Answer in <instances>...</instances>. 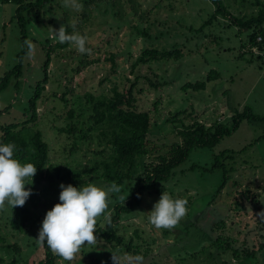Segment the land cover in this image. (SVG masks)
Masks as SVG:
<instances>
[{
  "label": "rangeland",
  "instance_id": "obj_1",
  "mask_svg": "<svg viewBox=\"0 0 264 264\" xmlns=\"http://www.w3.org/2000/svg\"><path fill=\"white\" fill-rule=\"evenodd\" d=\"M221 1L239 18L257 15L264 7V0ZM78 2L83 5L80 11L63 7L62 0H53L37 12L25 13L29 19L27 39L35 45V54L25 56L20 78L12 77L0 92V125L28 119L29 100L35 94L37 82L44 78V65L51 52L48 81L38 101V119L29 126L31 131L43 132L50 145L51 164L69 174L64 179L52 172L38 184L33 179L35 187L28 198L32 218L23 232L13 230L6 219H0V236L6 237L3 244H17L21 250L19 254L2 248L0 242V256L8 264L15 256L21 263L30 264L45 257L44 246L36 238L46 212L59 202L61 183L79 187L92 182L106 187L115 181L122 188L120 194L129 193L125 202L136 187L135 180L120 183L113 176L103 177V162L109 160L113 148L104 136H98L100 128L87 129L93 122L87 94L109 98L116 88L123 91L137 80V105L152 113V151L138 158V174L143 172L145 161L157 159L171 143L179 142L177 134L183 125H231L232 116L245 106L264 116V43L250 48L251 30L232 23L226 16L214 17L216 7L212 0ZM17 7L12 1L0 0V83L19 63L24 46ZM71 22L76 23L78 32L87 35L91 55L80 54L70 45L56 47L57 42L49 37V26L58 29ZM146 48H180L182 57L151 60L133 68ZM99 57V61H93ZM211 71L217 78L207 81ZM149 80L157 86L153 87ZM199 81L207 82L205 89L187 87ZM71 109L75 111L73 118L69 115ZM70 123L78 126L75 133L63 131ZM82 131L88 136L79 137ZM263 134L264 123L243 120L236 131L215 147H195L169 180L161 183L165 186L163 191L173 198L187 200L186 216L172 230L156 229L147 216L161 194L155 190L146 192L142 203L119 221V232L126 245L132 240L134 245L143 246V251L149 246L151 251L144 264H150L154 257L159 259L167 250L166 244L177 251L173 250L174 255H168L160 264H264V251L260 248L264 242V220L256 217L264 211ZM224 150L235 151L234 160L225 161L226 168L232 169L230 178L216 192L224 180L223 169L206 171L199 167L193 171L190 167L196 164L210 168L215 156ZM117 195L110 196L111 212L120 203ZM193 223L194 228L186 231ZM216 224L217 234L243 250L238 257L233 249L208 248L217 257L200 253L204 246L211 245ZM104 225L103 218H99L96 228ZM246 246L256 250L252 261L244 256ZM195 253L197 256H191ZM126 254L139 255L125 244L113 247L98 240L94 245L82 246L73 261L57 256L55 264H79L82 260L84 264H128Z\"/></svg>",
  "mask_w": 264,
  "mask_h": 264
},
{
  "label": "trees",
  "instance_id": "obj_2",
  "mask_svg": "<svg viewBox=\"0 0 264 264\" xmlns=\"http://www.w3.org/2000/svg\"><path fill=\"white\" fill-rule=\"evenodd\" d=\"M16 3L18 5L16 9V18L20 25L21 39L24 44V40L28 38V22L29 19L25 15L26 12H37L43 8L46 4L53 0H8ZM215 4V14L214 17L218 15L226 16L230 18L232 23L251 30L249 33V46L250 48L256 47L258 44L264 43V7L259 11L257 15H253L249 18H239L233 15L225 6L221 0H212ZM213 17V18H214ZM68 32H71V27L69 24L66 26ZM261 37V40H259ZM69 44H56V47L65 48ZM53 49V48H52ZM27 55V48L24 45L22 51L19 53V63L8 72L0 83V92L4 90L10 83L11 78H20L22 75V67L24 63L25 56ZM114 57V56H113ZM170 57H182V52L180 48H173L171 50H159L154 48H146L142 54L136 59L133 64V68L139 66V64L147 63L151 60H159L162 58ZM97 59V58H95ZM99 61L100 57L97 60ZM113 59V58H112ZM51 61V52L48 53V58L44 65V78L39 80L36 85L35 94L29 100V116L28 119L23 122L10 123L5 125H0V142L4 143H14L16 145L14 156L21 163H33L37 167V173L33 177L35 184L40 183L45 180L48 174L56 172L58 176L62 178H69V174L62 173V170L51 164L50 162V145L44 138V134L40 129L30 130L29 124L35 122L38 119V101L42 96L45 89V85L48 81V65ZM214 73V74H213ZM217 78L215 72L211 71L208 75V80ZM150 84L155 87L157 83L153 80H149ZM18 85V83H17ZM192 87L195 90L205 89L207 82L199 81L196 83H190L187 87ZM137 80L131 82V85L125 87L123 91L116 88L114 94L107 98L106 96H93L92 94H87L88 101L92 103V124L87 128L88 131L94 130V128H100L98 134L104 136L108 143L112 146L113 152L108 161L103 162L105 172L103 177L106 179L110 177H115L120 183L126 180H135L136 187L130 195L127 202L122 205L118 203L111 216V224L108 225L105 222L104 226H98L96 232L98 240H104L110 246H119L125 244L127 249L131 250L132 253H139L144 258L151 251L149 246L144 248L143 246H136L130 240L129 244L126 245L125 237L120 234L119 221L124 217V215L133 212L143 201L146 192L152 193L153 190L162 194L164 190V185L161 183L169 180V178L174 174V170L184 163L190 153L195 147H215L220 141L226 136L236 131L243 120H248L252 122L264 123V116L255 114L251 107L245 106L242 111L237 110L232 116L231 125L226 122H216L211 126H207L201 122H194L191 125H183L180 128L178 136H180L179 142H173L168 146L167 151L161 153L157 156V159L145 161L144 170L141 174H138L137 160L139 157L148 156L152 151L150 134L152 128V113L149 110H140L137 105ZM31 112V113H30ZM75 111L71 109L69 111L70 118H73ZM184 124V123H183ZM77 125L74 123L69 124V128L64 129L68 133H75L77 131ZM81 132V131H80ZM81 138L88 136L82 131ZM264 136V134L262 135ZM259 139V138H258ZM235 151L230 152V150H224L217 154L214 158V163L210 168L202 167L199 165H192L190 170H196L201 167L206 171H214L216 169H223L224 180L217 188L216 192H219L227 183L230 176L231 168H226L225 161L230 159L234 160ZM96 168V167H95ZM137 173V176L134 175ZM101 179V176H99ZM37 181V182H36ZM25 185L26 188L33 189L35 184ZM162 186V188H160ZM0 219H6L7 224L12 227L13 230L23 232L31 221L32 211L28 205V199L23 207H8L6 205L5 209L0 211ZM223 223V222H222ZM218 224V223H217ZM217 224L213 229V237L210 246H204L200 251L201 254L205 253L208 257H217L212 253V250L208 252V248H216L217 250L227 251L229 249L234 250V255L239 256L240 252L243 251L232 245L229 238H226L220 234H217ZM193 226H187L186 231L192 230ZM207 236V238L209 237ZM6 237L0 236V242ZM200 241V240H199ZM195 244L194 246H196ZM45 257L38 262L32 264H55L57 255H54L51 249L47 246L45 242L43 244ZM193 246V247H194ZM2 248L13 249L15 252L20 254L21 250L17 244L2 245ZM167 250H164L162 256L158 259L154 257V260L150 261V264H160L166 259L168 255H174V252L169 244H166ZM165 248V249H166ZM261 250L264 251V242L260 246ZM177 251V250H174ZM256 250L255 248H244V256L247 257L248 261H252L255 258ZM195 254L191 256L195 257ZM197 256V255H196ZM185 260V258L183 259ZM82 262V263H81ZM99 263V262H98ZM0 264H8L5 257L0 256ZM9 264H30L21 263L19 257H14ZM79 264H84L83 260Z\"/></svg>",
  "mask_w": 264,
  "mask_h": 264
},
{
  "label": "clouds",
  "instance_id": "obj_3",
  "mask_svg": "<svg viewBox=\"0 0 264 264\" xmlns=\"http://www.w3.org/2000/svg\"><path fill=\"white\" fill-rule=\"evenodd\" d=\"M62 6L80 11L83 5L78 0H62ZM59 19L60 17H56ZM69 33L64 24L56 29L49 26V37L58 43L69 44L78 53L91 55L88 47V37L76 30V23L71 22ZM29 57L35 54V45L29 39L24 40ZM16 145L0 142V210L8 207H23L32 194L31 188L25 185L33 182L37 167L33 163H21L15 158ZM59 202L48 210L42 221L36 241L38 244L47 243L54 255L64 261L71 262L82 246L94 245L97 241V220L111 224L112 212L109 204L110 196L118 194L117 200L124 205L129 193L120 194L122 188L115 181L106 187L88 182L79 187L72 184H60ZM187 200L173 198L167 191H163L153 208L148 212V222L156 229H174L187 214ZM264 220V211L256 214ZM114 261L117 262L113 255ZM128 264H144L142 255H125ZM118 264V262H117Z\"/></svg>",
  "mask_w": 264,
  "mask_h": 264
},
{
  "label": "built area",
  "instance_id": "obj_4",
  "mask_svg": "<svg viewBox=\"0 0 264 264\" xmlns=\"http://www.w3.org/2000/svg\"><path fill=\"white\" fill-rule=\"evenodd\" d=\"M259 40H261V37H259Z\"/></svg>",
  "mask_w": 264,
  "mask_h": 264
}]
</instances>
